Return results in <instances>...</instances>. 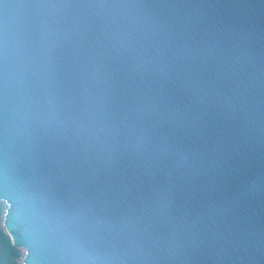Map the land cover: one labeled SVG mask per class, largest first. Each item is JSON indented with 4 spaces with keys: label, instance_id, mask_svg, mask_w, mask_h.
Returning <instances> with one entry per match:
<instances>
[{
    "label": "water",
    "instance_id": "obj_1",
    "mask_svg": "<svg viewBox=\"0 0 264 264\" xmlns=\"http://www.w3.org/2000/svg\"><path fill=\"white\" fill-rule=\"evenodd\" d=\"M0 202L24 264H264V0H0Z\"/></svg>",
    "mask_w": 264,
    "mask_h": 264
},
{
    "label": "rangeland",
    "instance_id": "obj_2",
    "mask_svg": "<svg viewBox=\"0 0 264 264\" xmlns=\"http://www.w3.org/2000/svg\"><path fill=\"white\" fill-rule=\"evenodd\" d=\"M0 203L2 204L0 214V264H24L23 256L26 249L13 245L9 232L3 225L6 205Z\"/></svg>",
    "mask_w": 264,
    "mask_h": 264
},
{
    "label": "trees",
    "instance_id": "obj_3",
    "mask_svg": "<svg viewBox=\"0 0 264 264\" xmlns=\"http://www.w3.org/2000/svg\"><path fill=\"white\" fill-rule=\"evenodd\" d=\"M1 212H2V204L0 203V214H1Z\"/></svg>",
    "mask_w": 264,
    "mask_h": 264
}]
</instances>
